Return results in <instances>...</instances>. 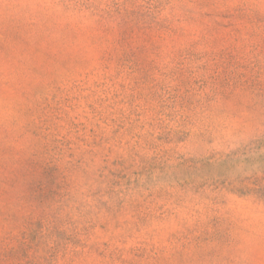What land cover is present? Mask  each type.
<instances>
[{"label":"rangeland","instance_id":"obj_1","mask_svg":"<svg viewBox=\"0 0 264 264\" xmlns=\"http://www.w3.org/2000/svg\"><path fill=\"white\" fill-rule=\"evenodd\" d=\"M0 264H264V0H0Z\"/></svg>","mask_w":264,"mask_h":264}]
</instances>
